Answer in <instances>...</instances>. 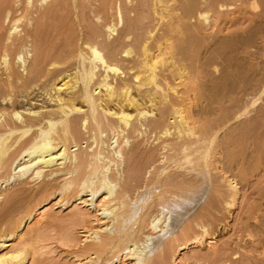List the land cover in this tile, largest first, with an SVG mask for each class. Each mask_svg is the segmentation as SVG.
I'll use <instances>...</instances> for the list:
<instances>
[{"label": "bare ground", "instance_id": "bare-ground-1", "mask_svg": "<svg viewBox=\"0 0 264 264\" xmlns=\"http://www.w3.org/2000/svg\"><path fill=\"white\" fill-rule=\"evenodd\" d=\"M246 15L264 0H0V264H52L56 246L69 264H182L190 248L209 251L190 264H245L264 249V204L242 203L264 178V77L230 64L235 45L264 46L262 20L229 36ZM236 223L228 256L217 238Z\"/></svg>", "mask_w": 264, "mask_h": 264}, {"label": "rangeland", "instance_id": "rangeland-1", "mask_svg": "<svg viewBox=\"0 0 264 264\" xmlns=\"http://www.w3.org/2000/svg\"><path fill=\"white\" fill-rule=\"evenodd\" d=\"M1 2H2V0H1ZM115 6V5H114ZM148 17V16H147ZM254 16H248V15H246V16H244V18L247 20V19H249V20H241V22H243L242 23V25L240 24L241 22H235V24L231 27V29H230V33L231 34H229V36L230 37H232V36H234V39H239L240 38V40H241V38L244 36V37H246V35H248V33H252V31H255V29L256 28H254L253 29V25L255 26L256 24H260V22H261V20H262V22H264V17H254ZM253 18V19H252ZM251 20V21H250ZM240 21V20H239ZM248 22V23H247ZM259 22V23H258ZM238 23V24H237ZM246 23V24H245ZM237 24V25H236ZM240 24V25H239ZM262 24V23H261ZM264 24V23H263ZM234 26H238V27H234ZM243 26V27H242ZM257 26V25H256ZM234 27V29H232ZM242 28V29H238V28ZM259 27V26H258ZM232 30H234L233 32H232ZM238 31H240V32H238ZM237 32H238V35H237ZM242 32H244V33H242ZM246 32V33H245ZM248 32V33H247ZM207 33H209V32H207ZM242 34V35H241ZM228 35V34H227ZM240 35L242 36V37H240ZM236 36H238V37H236ZM243 37V38H244ZM236 40L237 42L238 41H240V40ZM233 44H237L236 42H233ZM236 46H238V48H237V51L238 52H236V54H234V56H233V58H234V62H232L233 61V59H231L232 61H231V65L233 64V65H235V61H236V64H242V65H246L247 63L248 64H250L251 62H252V64H250L249 66H250V70L249 71H252V76L257 72L258 74H260V77H259V79H261V78H263L264 77V71H262V69L264 70V66H262V65H264V46L262 47V46H257L256 45V48L254 47H250L248 50L247 49H245L246 50V52H245V50H241V48H240V44H237V45H235V47ZM257 47H261V48H258V49H260V51H261V53L259 54V52H258V54H257ZM239 48H240V50L242 51H240L239 50ZM253 48V49H252ZM256 51V54H250V53H252L253 51ZM252 51V52H251ZM241 52V53H240ZM250 54L249 56H251L252 55V57L253 58H255L253 61H251L253 58L252 57H247V55L246 54ZM244 54V55H243ZM237 55V56H236ZM253 55H255V57L253 56ZM258 55H260V56H258ZM263 55V56H262ZM242 56V57H241ZM247 58H246V57ZM258 56V57H257ZM235 57H236V59H235ZM239 57V58H238ZM246 59H245V58ZM260 57V58H259ZM244 58V59H243ZM257 58L260 60L261 59V61H259V60H257ZM241 59V60H240ZM249 59V60H248ZM237 60H238V62H237ZM222 61V60H221ZM221 61H218V59H216L215 60V62H218L219 64L216 66V70L217 71H219V72H222L221 70H223L222 68H224V66H225V64L223 65V61L221 62ZM241 61V62H240ZM243 61H245V63L246 64H244L243 63ZM255 61V62H254ZM256 64H254V63ZM257 62H258V64L259 63H261V64H259L260 65V67L259 66H257ZM221 63V64H220ZM253 64H254V66H253ZM222 65H223V67H222ZM252 65V66H251ZM128 66H129V64L127 63V62H121L120 63V65H119V69L121 70V72H125V75H126V73H127V68H128ZM167 66V65H166ZM247 66V65H246ZM245 66V67H246ZM258 67V68H256V67ZM125 67V68H124ZM248 67V66H247ZM246 67V68H247ZM253 67L254 68H256L257 69V71L254 73V70H253ZM261 67H263V68H261ZM261 70H260V69ZM160 69H163L161 72H164V69L166 70V67H161ZM258 69L260 70V72H262V73H259L258 72ZM247 70V69H246ZM249 71L247 72L248 74H250L251 75V72L249 73ZM203 72H205V74L207 75V71L205 70V71H203ZM202 72V73H203ZM219 72H216V73H212V75H211V77L213 78L214 76H217V75H220V73ZM257 73H256V75L255 76H259V75H257ZM164 74H166V72H164ZM205 74H203V75H205ZM127 76V75H126ZM263 76V77H262ZM218 77H220V76H217V78ZM209 78V77H208ZM214 78H216V77H214ZM205 79H206V77H205ZM46 80V79H45ZM201 80H202V77H201ZM262 81L264 80V79H261ZM205 81V82H204ZM206 81H207V79L206 80H204L203 79V81H201V85H205L206 84ZM43 83L45 82V81H42ZM203 83V84H202ZM261 83H263V82H260V84ZM39 85L41 86V83H39ZM43 85V84H42ZM263 85V84H262ZM43 89L45 88V87H42ZM41 88V89H42ZM40 89V90H41ZM42 89V90H43ZM39 90V91H40ZM38 91V92H39ZM257 91V90H256ZM42 92V91H41ZM35 93L37 94V92H34V95H35ZM43 93V92H42ZM42 93H40L39 92V96H41L42 97ZM253 94V93H252ZM251 94V95H252ZM251 95H250V97H251ZM254 95V94H253ZM252 95V96H253ZM262 96H264L263 94H262ZM41 97H40V99H41ZM264 98V97H263ZM40 99H38V100H40ZM261 100V99H260ZM261 102H263V103H261ZM257 104H259L261 107H262V104L264 105V99L262 100V101H259ZM37 105H40V103H38ZM259 105H257V107H259ZM202 106V105H201ZM204 106V105H203ZM256 107V108H257ZM264 107V106H263ZM197 109V108H196ZM156 113V115H158L159 113H158V111H154V114ZM252 114H254V113H252ZM151 118H149V120H150ZM147 120V119H146ZM153 120V119H152ZM173 130V129H172ZM174 135V134H173ZM170 136V138L169 139H174L175 138V136ZM87 138V139H84V138ZM111 137V135H109V134H106V139L108 140L109 138ZM81 138H82V140L84 141V143H83V141L81 140ZM81 138H79V144H81V146L83 147L84 145H86V143L88 144V143H91V138H89V136H88V134H84ZM104 138V139H105ZM89 139V140H88ZM105 139V140H106ZM263 155V154H262ZM156 170L159 168V164H156ZM154 167V168H155ZM154 168H152L153 170H149L150 171V174H146L145 175V178H150V177H152L153 175H155V173H156V170L154 169ZM155 170V171H154ZM170 172V171H169ZM151 175V176H150ZM262 173H261V175H259V176H261L262 177ZM258 176V177H259ZM261 177H260V182H259V184H258V182H257V184H256V182H253L254 181V178L252 179L253 181H251V183L253 182L254 184H250V186H252V188L250 189V186H247L246 188H245V190H247V191H243V193H244V198H243V210L244 209H246L247 207H257L258 205H261V203L262 204H264V181H263V177H262V179H261ZM255 179H256V177H255ZM259 179V178H258ZM257 180V179H256ZM262 181V182H261ZM38 181H36V182H31L30 183V185H29V188H30V190H31V192L33 191V190H35L36 188H37V186H38ZM257 185V186H256ZM254 186V187H253ZM249 187V188H248ZM246 193V194H245ZM33 202L35 201V199L34 200H32ZM32 201H30L31 203H33ZM51 203H52V205L54 204H56L55 203V201L54 200H52V201H50V203H49V205L48 206H51ZM256 204H258V205H256ZM53 205V209H54V212H58L59 210H60V208H58V206H54ZM26 206V203H21L20 205H17L16 207H14L15 209H23L24 207ZM48 206H47V208H48ZM51 208H52V206H51ZM57 210V211H56ZM63 210H65L64 208H63ZM68 210H65V212L63 211V213L61 214V216L62 217H64L67 213H69V212H67ZM167 215H169L170 216V218L169 219H171L172 217L171 216H173L174 217V214L173 213H169V214H167ZM235 215V214H234ZM240 215H241V213H240ZM168 219V220H169ZM167 220V221H168ZM239 224V223H238ZM238 224L236 223V225H235V229L234 230H232V229H230V226H231V228L233 227V225H234V220H232V223L230 222V226H229V229H228V231H229V233H228V231H227V233H226V231H224V232H222L220 235H218L219 237L217 238V243L219 244H217L218 245V248H220V249H224V248H226L227 246V248H229L228 249V256L229 255H231L232 253H231V250H232V252H234L233 250H235V252H236V250L238 249L237 247H236V245L238 244V245H240L241 243H240V238H239V236H238V230L239 229H236L237 228V226H238ZM239 226H240V224H239ZM238 226V227H239ZM240 228V227H239ZM231 230V231H230ZM236 232V233H235ZM224 233V234H223ZM55 239H56V237H55ZM246 240L247 241H249L247 238H246ZM237 245V246H238ZM55 245H53V247H54ZM257 246V245H256ZM59 247V248H58ZM56 248H58V249H56ZM56 248H55V252L53 253L52 252V254L53 255H51V256H54L53 257V261H56L55 263H52V264H58V262H59V264H69V262H71L70 260L72 259V257H69V256H71L70 254H68V253H65V252H67V250H66V248L64 247V248H62V246H56ZM235 248V249H234ZM247 248L249 249H247V252L248 251H251V253H249L248 252V255L250 256H248L247 254H244L245 255V257H248V258H250V260L253 258V256H254V258L252 259V261H250L249 259L246 261L248 264H264V249H262L260 246H257V249H255V247H253V249H252V247L251 246H247ZM258 248H260V249H258ZM229 250H230V252H229ZM240 251V250H239ZM209 252V251H208ZM208 252L206 251V249H204L203 248V250L202 251H200L199 252V249H191L190 248V251H187V255H185L186 257H184V263H182V264H186L188 261V263L187 264H190L191 263V261H193V259H195L194 257H192V256H197L198 257V255L201 257L202 255L204 256V255H208ZM64 253V254H63ZM192 253V254H191ZM199 253V254H198ZM242 253H244V251L242 252ZM246 253V252H245ZM61 254V255H60ZM198 254V255H197ZM56 255H58L57 257H56ZM69 255V256H68ZM252 256V257H251ZM59 257V258H58ZM67 257V258H66ZM187 257L189 258L190 257V260H188L187 259ZM191 257H192V259H191ZM196 257V258H197ZM200 257H198V258H200ZM64 258H66L65 260H64ZM70 258V259H69ZM54 259H56V260H54ZM59 259V260H58ZM186 259V260H185ZM76 259H74L73 258V264H75L76 263V261H75ZM185 261H187L186 263H185ZM244 261H245V259H244ZM61 262V263H60ZM246 262H245V264H246ZM79 264V263H78ZM201 264H203L202 262H201Z\"/></svg>", "mask_w": 264, "mask_h": 264}]
</instances>
